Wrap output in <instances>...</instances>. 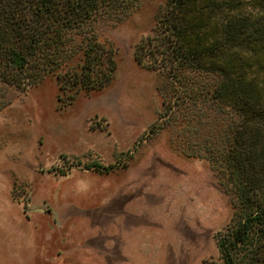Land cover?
Wrapping results in <instances>:
<instances>
[{
    "label": "rangeland",
    "instance_id": "rangeland-1",
    "mask_svg": "<svg viewBox=\"0 0 264 264\" xmlns=\"http://www.w3.org/2000/svg\"><path fill=\"white\" fill-rule=\"evenodd\" d=\"M164 1L98 24L115 60L102 87H58L80 52L24 89L0 82V264H220L232 204L190 136L159 118L161 73L133 57ZM127 219L140 223L105 249V227Z\"/></svg>",
    "mask_w": 264,
    "mask_h": 264
},
{
    "label": "trees",
    "instance_id": "trees-1",
    "mask_svg": "<svg viewBox=\"0 0 264 264\" xmlns=\"http://www.w3.org/2000/svg\"><path fill=\"white\" fill-rule=\"evenodd\" d=\"M139 2L0 0V82L24 89L80 52L77 69L55 73L58 87L104 86L115 60L98 24ZM133 57L161 73L159 118L190 136L232 204L214 235L220 264H264V0H165Z\"/></svg>",
    "mask_w": 264,
    "mask_h": 264
},
{
    "label": "crops",
    "instance_id": "crops-1",
    "mask_svg": "<svg viewBox=\"0 0 264 264\" xmlns=\"http://www.w3.org/2000/svg\"><path fill=\"white\" fill-rule=\"evenodd\" d=\"M122 218H124V217H121L120 220H122ZM127 221L128 222H126V224H123L124 222H122V221H112L109 224L107 223L108 224V225L106 224L107 226L105 225L106 226L105 229H104V232H105V235H106V238H105L106 242L104 241L105 242V249H108L107 247L109 246L110 241L114 242L115 245L120 246L121 245L120 241L122 240L121 239V235L124 232H129L130 229L134 230L140 223L139 221H130L129 219H127ZM121 222H122V224H121ZM122 226L124 227L123 229L120 228ZM97 229H98V226H97ZM102 230H103L102 227L99 225V229L97 231L99 232L100 236L102 234ZM116 235H119V238H114L113 237V236H116ZM108 237H111V240L110 239L106 240ZM101 243H102V241L98 239V241H96V243L92 244V245H93L94 249L97 251V253L102 254L104 257H106V255H108V254H106V252H104L102 250ZM105 259L106 260H105L104 264H113V263H111L110 260L107 259V257Z\"/></svg>",
    "mask_w": 264,
    "mask_h": 264
}]
</instances>
